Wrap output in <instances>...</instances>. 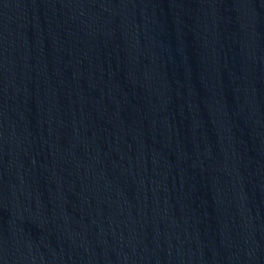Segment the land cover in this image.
I'll list each match as a JSON object with an SVG mask.
<instances>
[{"label": "water", "instance_id": "95a60500", "mask_svg": "<svg viewBox=\"0 0 264 264\" xmlns=\"http://www.w3.org/2000/svg\"><path fill=\"white\" fill-rule=\"evenodd\" d=\"M0 264H264V0H0Z\"/></svg>", "mask_w": 264, "mask_h": 264}]
</instances>
